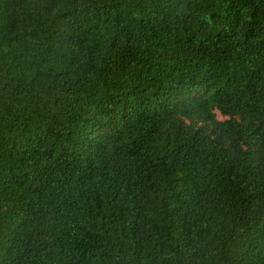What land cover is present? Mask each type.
Listing matches in <instances>:
<instances>
[{"label": "trees", "instance_id": "obj_1", "mask_svg": "<svg viewBox=\"0 0 264 264\" xmlns=\"http://www.w3.org/2000/svg\"><path fill=\"white\" fill-rule=\"evenodd\" d=\"M0 264H264V0H0Z\"/></svg>", "mask_w": 264, "mask_h": 264}]
</instances>
